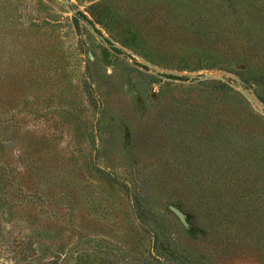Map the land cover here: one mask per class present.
<instances>
[{
	"label": "rangeland",
	"instance_id": "374dc122",
	"mask_svg": "<svg viewBox=\"0 0 264 264\" xmlns=\"http://www.w3.org/2000/svg\"><path fill=\"white\" fill-rule=\"evenodd\" d=\"M99 1L0 0V264H42L59 249L68 254L57 264L166 263L177 243L186 250L179 264H264V186L204 191L206 179L183 173L171 150L188 116L175 99L211 88L189 79L229 82L223 93H240L264 116L243 66L162 67L157 59L178 44L158 34L177 22L139 23L150 54L139 52L119 43L118 20L106 28L88 14ZM157 1L110 2L124 19L127 5ZM77 10L97 30L74 27ZM130 193L146 196L171 234L159 248L150 210H137Z\"/></svg>",
	"mask_w": 264,
	"mask_h": 264
},
{
	"label": "trees",
	"instance_id": "16d2710c",
	"mask_svg": "<svg viewBox=\"0 0 264 264\" xmlns=\"http://www.w3.org/2000/svg\"><path fill=\"white\" fill-rule=\"evenodd\" d=\"M110 1L90 4L88 14L106 28L118 20L123 33L119 38L122 45L150 54L140 41L147 33H140L139 23L151 25L158 17L168 24L172 19L178 27H169L168 31L158 35L161 39H171L178 46L170 48L173 49L168 51L171 55L157 59L162 67L188 71L219 68L236 72L235 66L241 65L242 69L237 71L241 79L252 82L257 98L264 101V0H159L149 8L142 4L132 8L127 5L126 11H131L132 15H125L124 19L119 17L117 7ZM81 21L97 30L89 16L77 10L71 17L72 25L79 29ZM163 76L179 78L171 74ZM188 81L190 86L211 88L209 93H182L187 95L184 101L170 93L172 99L182 101L181 105L187 107L184 115L188 116L182 119L181 131L173 135L178 142L174 140L171 147L180 170L194 179L202 175L206 179L203 190L207 192L215 193L224 186L231 190L234 186L233 193L238 190L258 193L264 186V116L252 111L240 93H223L224 88L233 90L229 82L215 79ZM214 91L217 93H212ZM225 179L228 181L221 185ZM129 196L137 210L145 215L150 210L149 217L155 227L150 232L157 248L162 236L169 241L171 234L148 206L147 197L137 193ZM188 214L194 217V212ZM179 222L183 237H190ZM171 247L170 252L176 259L166 256L165 263L155 256V264H179L177 259L184 261L183 244ZM67 254L68 251L59 249L55 259L42 264H57L58 259H65ZM80 259L87 262L82 256Z\"/></svg>",
	"mask_w": 264,
	"mask_h": 264
},
{
	"label": "water",
	"instance_id": "95a60500",
	"mask_svg": "<svg viewBox=\"0 0 264 264\" xmlns=\"http://www.w3.org/2000/svg\"><path fill=\"white\" fill-rule=\"evenodd\" d=\"M180 216H181V214H180ZM179 219H180V217H179ZM180 221L183 223V221L180 219Z\"/></svg>",
	"mask_w": 264,
	"mask_h": 264
}]
</instances>
